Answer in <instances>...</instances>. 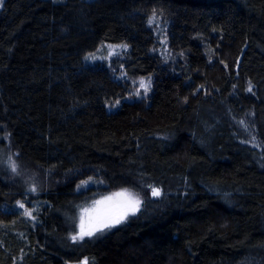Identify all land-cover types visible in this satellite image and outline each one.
<instances>
[{"label": "trees", "instance_id": "trees-1", "mask_svg": "<svg viewBox=\"0 0 264 264\" xmlns=\"http://www.w3.org/2000/svg\"><path fill=\"white\" fill-rule=\"evenodd\" d=\"M122 188L138 210L74 241L78 208ZM84 258L264 264V0H3L0 264Z\"/></svg>", "mask_w": 264, "mask_h": 264}, {"label": "rangeland", "instance_id": "rangeland-1", "mask_svg": "<svg viewBox=\"0 0 264 264\" xmlns=\"http://www.w3.org/2000/svg\"><path fill=\"white\" fill-rule=\"evenodd\" d=\"M3 2V0H2ZM2 3H0L1 6ZM150 26L153 29L154 34L157 37L158 40V49L157 53H160L163 57H167L169 54V48H168V41L166 37V29L167 24L162 21V19L157 14H152L149 18ZM126 44H107L105 47V53H106V60H104L106 63L109 62V60L113 59L114 57L121 56V53L126 49ZM97 55L91 56L88 61H94L98 59ZM101 59V58H100ZM133 83L136 84V89L133 91V96L141 97L145 96L150 91V78L146 77H138L135 79H132ZM142 84L144 86H142ZM249 114V113H248ZM242 123L245 127H247L250 124L249 118H245ZM252 134V132H250ZM256 143V140L253 141ZM97 184L92 178H88L86 180L81 181L77 189L81 190L82 188L86 189L90 185ZM155 187H151V193L152 189ZM158 189V188H155ZM118 193H125L126 195H131L135 198H138L141 202V199L137 193H135L133 190H130L128 188H122V189H114L107 193H101L97 194L96 196L88 199L85 201L77 211V222H76V233L74 236H76L81 231V223L83 221L85 230H88L92 227H94L100 220L102 219H108L109 217L113 215L119 214L121 211L120 205L124 201V196H117ZM153 195V194H152ZM154 196V195H153ZM156 197V196H154ZM110 198V199H109ZM99 202V203H98ZM30 211L27 210V215L29 216ZM133 213H129L123 220L128 218ZM122 220V221H123ZM121 221V222H122ZM118 224H115L111 227H107L106 230H109L112 227H115ZM104 230V231H106ZM101 231L95 232L93 235L99 233ZM103 232V231H102ZM89 237V236H85ZM72 264V263H67ZM73 264H86V259H82L81 261Z\"/></svg>", "mask_w": 264, "mask_h": 264}, {"label": "snow or ice", "instance_id": "snow-or-ice-1", "mask_svg": "<svg viewBox=\"0 0 264 264\" xmlns=\"http://www.w3.org/2000/svg\"><path fill=\"white\" fill-rule=\"evenodd\" d=\"M0 3H2V0H0ZM142 86H144L142 84ZM251 91V88L249 89ZM16 170V166L13 165V171ZM34 190V189H33ZM152 194L154 196L160 195L159 189H152ZM117 196H124V201L120 205L121 211L117 215H113L109 217L108 219H102L100 220L94 227L85 230L83 221L81 223V231L76 235L73 236L72 239L75 241L77 239H83L85 236H92L97 231H103L107 227H111L115 224H119L129 213H135L139 206H140V200L138 198H135L131 195H126L125 193H118ZM110 199V198H109ZM99 203V202H98ZM23 207V205H21ZM29 215L31 213H28Z\"/></svg>", "mask_w": 264, "mask_h": 264}]
</instances>
